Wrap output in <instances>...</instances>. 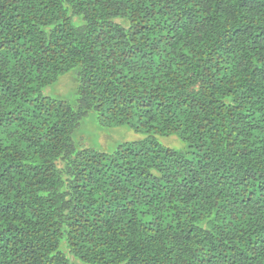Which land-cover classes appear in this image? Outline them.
<instances>
[{
	"label": "trees",
	"instance_id": "obj_1",
	"mask_svg": "<svg viewBox=\"0 0 264 264\" xmlns=\"http://www.w3.org/2000/svg\"><path fill=\"white\" fill-rule=\"evenodd\" d=\"M0 264H264V0H0Z\"/></svg>",
	"mask_w": 264,
	"mask_h": 264
},
{
	"label": "rangeland",
	"instance_id": "obj_2",
	"mask_svg": "<svg viewBox=\"0 0 264 264\" xmlns=\"http://www.w3.org/2000/svg\"><path fill=\"white\" fill-rule=\"evenodd\" d=\"M69 74L63 77L71 76ZM76 89V82L69 84L62 90L57 85L50 86L45 89L47 94L54 96H64L63 98H72ZM59 96V97H61ZM148 134L138 132L128 124L113 125V126H100L94 118V113H91L79 129L76 131L74 138L81 146H91L100 151L112 153L120 144L126 141H135L145 139ZM162 144L176 148L183 149L184 142L177 136H159Z\"/></svg>",
	"mask_w": 264,
	"mask_h": 264
}]
</instances>
